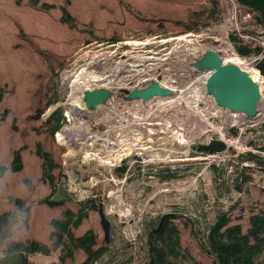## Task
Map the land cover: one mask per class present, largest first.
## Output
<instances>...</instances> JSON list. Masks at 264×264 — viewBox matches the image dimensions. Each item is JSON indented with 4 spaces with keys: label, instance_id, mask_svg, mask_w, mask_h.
Here are the masks:
<instances>
[{
    "label": "trees",
    "instance_id": "1",
    "mask_svg": "<svg viewBox=\"0 0 264 264\" xmlns=\"http://www.w3.org/2000/svg\"><path fill=\"white\" fill-rule=\"evenodd\" d=\"M233 1L240 23L244 15L252 17L230 35L234 52L255 59L264 78V51L257 42L264 31V0ZM226 9L220 0H0V264H33V256L54 253L58 261L50 264H97L110 253L100 206L76 201L65 186L66 150L55 138L66 125L63 110L44 119L58 104L60 74L75 49L117 44L129 32L143 38L199 35L224 20ZM260 130L264 138V126ZM251 146L264 154V144ZM227 150L218 140L198 148L202 156ZM241 161L254 165L242 170L238 187L252 203L217 210L201 240L196 221L184 215L146 222L147 264H258L264 256V185L251 174L263 170L264 158L249 152ZM117 172L123 178L129 169ZM59 191L66 196L62 200ZM22 214L27 217L13 239L12 227ZM93 219L98 230L88 227ZM133 261L130 254L104 264Z\"/></svg>",
    "mask_w": 264,
    "mask_h": 264
},
{
    "label": "rangeland",
    "instance_id": "2",
    "mask_svg": "<svg viewBox=\"0 0 264 264\" xmlns=\"http://www.w3.org/2000/svg\"><path fill=\"white\" fill-rule=\"evenodd\" d=\"M220 1L228 8L225 19L199 35L143 38L142 33L129 32L117 44L94 42L77 47L60 74L58 104L44 119L57 108L63 110L66 125L59 133L66 143L55 138L66 150L62 176L68 194L78 202L96 203L110 223L106 239L110 253L97 264L111 258L117 262L130 254L133 264H147L144 231L150 220L173 213L190 217L198 225L201 240L217 210L238 201H253L238 187L242 170L254 167L243 164L242 157L252 152L264 158L251 146L264 144L260 130L264 126V78L256 72L255 59L243 60L235 54L230 35L240 12L233 0ZM257 34L264 51V31ZM210 50L225 61L237 58L249 64L246 70L261 82L258 118L249 120L224 110L208 94L209 74L193 65ZM155 83L170 94L147 102L129 99L127 92L142 91ZM98 89L111 91L113 97L88 111L84 95ZM215 140L228 150L213 156L199 154L200 145ZM124 167L129 172L122 178L117 171ZM251 175L264 185V168ZM64 197L59 191L57 199ZM26 217L22 214L13 225V239ZM88 227L98 230L96 220ZM31 261L50 264L58 261V253L48 258L36 255ZM258 264H264V256Z\"/></svg>",
    "mask_w": 264,
    "mask_h": 264
},
{
    "label": "water",
    "instance_id": "3",
    "mask_svg": "<svg viewBox=\"0 0 264 264\" xmlns=\"http://www.w3.org/2000/svg\"><path fill=\"white\" fill-rule=\"evenodd\" d=\"M256 60L253 61L255 64ZM193 67L201 72L209 74L207 80V92L213 97L217 105L224 110L238 112L247 119L258 118V106L262 100L261 86L259 81L236 63L225 61L215 51H207L198 59ZM130 100H142L147 102L156 96H166L170 91L152 84L142 91L128 93ZM113 97V93L107 89L87 91L84 95L85 107L88 111L96 110L104 106ZM101 224L106 235L109 236L110 223L103 213L100 212Z\"/></svg>",
    "mask_w": 264,
    "mask_h": 264
},
{
    "label": "bare ground",
    "instance_id": "4",
    "mask_svg": "<svg viewBox=\"0 0 264 264\" xmlns=\"http://www.w3.org/2000/svg\"><path fill=\"white\" fill-rule=\"evenodd\" d=\"M229 61H231V62H233V63H236L237 65H239L242 69H244V70H246V68H245V66L246 65H249V64H247V63H245V62H243V61H241V60H238L237 58H231ZM247 71V70H246ZM248 72V71H247ZM257 73H258V71H256ZM249 73V72H248ZM259 74V73H258ZM256 79V78H255ZM259 80V79H258ZM260 82V81H259ZM260 84H261V82H260ZM56 138H57V141L59 142V143H61V144H65L66 143V141L62 138V136H61V134L60 133H58L57 135H56Z\"/></svg>",
    "mask_w": 264,
    "mask_h": 264
},
{
    "label": "built area",
    "instance_id": "5",
    "mask_svg": "<svg viewBox=\"0 0 264 264\" xmlns=\"http://www.w3.org/2000/svg\"><path fill=\"white\" fill-rule=\"evenodd\" d=\"M235 12H236V11H235ZM235 14H236V13H235ZM251 20H252V17H251L250 14L244 15V16L242 17V23H240V22L238 21V23L236 24V30L240 31V26H242V24H247V23H249ZM242 37H244V38H246L247 40H250V41L256 40V39H254V38H252V37H250V36H245V35H243ZM257 42L260 44V41H259V40H258ZM263 46H264V45H263Z\"/></svg>",
    "mask_w": 264,
    "mask_h": 264
}]
</instances>
